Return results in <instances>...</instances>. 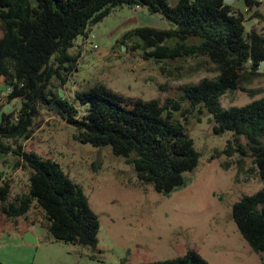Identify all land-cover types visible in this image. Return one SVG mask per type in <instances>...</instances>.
<instances>
[{"label": "trees", "instance_id": "trees-1", "mask_svg": "<svg viewBox=\"0 0 264 264\" xmlns=\"http://www.w3.org/2000/svg\"><path fill=\"white\" fill-rule=\"evenodd\" d=\"M243 1L246 11L260 3ZM123 5L158 14L168 26L134 27L117 40L120 45L127 46V41L138 37L140 42L131 48L141 47L145 58L155 57L163 64L204 56L217 74L184 85L178 98L168 96L163 101L126 98L95 83L74 93L85 106L80 113L72 101L55 92L52 80L63 85L76 69V56L70 52L75 38H86L93 24ZM245 19L225 0H0V82L6 87L7 101L18 98L20 102L12 112L0 114V153L12 151L14 167L28 173L27 189L12 199L9 181L0 183V211L17 218L37 207L52 239L89 248L97 244L99 218L81 186L60 163L24 150L20 142L30 137L40 104L73 127L80 143L110 146L114 155L133 166L140 181L163 194L182 185L184 174L197 166L199 152L186 124L193 111L205 110L212 115L214 133L231 132L222 152L249 156L256 167L261 187L235 201L231 215L264 263V96L228 108L219 103L227 91L250 92L247 85L264 78L258 69L264 61V35L255 28L245 30ZM142 264L209 263L189 249L182 256Z\"/></svg>", "mask_w": 264, "mask_h": 264}, {"label": "rangeland", "instance_id": "rangeland-1", "mask_svg": "<svg viewBox=\"0 0 264 264\" xmlns=\"http://www.w3.org/2000/svg\"><path fill=\"white\" fill-rule=\"evenodd\" d=\"M174 0H170L173 2ZM246 11L243 0H225L245 14L244 27L264 35V0ZM165 28L168 22L137 5L117 6L91 26L93 38L78 35L70 52L75 67L63 85L52 80L55 92L72 101L80 113L85 106L74 98L78 90L104 84L126 98L144 100L178 98L187 84L213 78L217 72L206 57H183L157 62L145 58L132 37L126 45L117 40L134 27ZM95 46V47H94ZM165 71L160 70V65ZM264 72V61L258 67ZM251 91H227L219 98L222 108L240 106L264 96V78L247 85ZM0 82V114L20 106L18 98L7 101ZM187 103H183L186 107ZM212 115L197 110L188 115L186 130L199 152L197 166L184 174L185 181L167 194L140 181L133 166L110 146L95 147L74 138L75 130L55 111L38 105L32 132L20 139L23 149L51 158L85 193L99 218L95 248L56 241L41 224L37 207L25 216L8 218L0 211V261L3 264H142L182 256L193 249L209 264H264L239 233L231 215L232 204L262 185L252 158L225 155L222 150L231 132H213ZM242 143L245 139L241 138ZM12 151L0 153V183L8 180L12 199L27 189L28 173L14 167ZM29 233L31 240L24 237Z\"/></svg>", "mask_w": 264, "mask_h": 264}, {"label": "water", "instance_id": "water-1", "mask_svg": "<svg viewBox=\"0 0 264 264\" xmlns=\"http://www.w3.org/2000/svg\"><path fill=\"white\" fill-rule=\"evenodd\" d=\"M31 235L29 234V233H26V235H25V239L26 240H29V241H35V238L33 239V240H31V237H30Z\"/></svg>", "mask_w": 264, "mask_h": 264}, {"label": "built area", "instance_id": "built-area-1", "mask_svg": "<svg viewBox=\"0 0 264 264\" xmlns=\"http://www.w3.org/2000/svg\"><path fill=\"white\" fill-rule=\"evenodd\" d=\"M90 38H93V35H92V33H91V30L89 31V33H88L86 39H90ZM94 47H95V46H94Z\"/></svg>", "mask_w": 264, "mask_h": 264}]
</instances>
